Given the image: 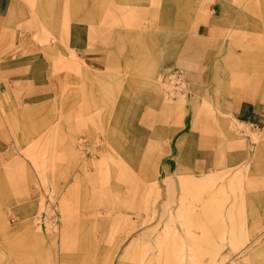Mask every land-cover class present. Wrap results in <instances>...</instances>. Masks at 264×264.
<instances>
[{"label": "rangeland", "instance_id": "obj_1", "mask_svg": "<svg viewBox=\"0 0 264 264\" xmlns=\"http://www.w3.org/2000/svg\"><path fill=\"white\" fill-rule=\"evenodd\" d=\"M221 1L2 3L0 264H264V0Z\"/></svg>", "mask_w": 264, "mask_h": 264}, {"label": "crops", "instance_id": "obj_2", "mask_svg": "<svg viewBox=\"0 0 264 264\" xmlns=\"http://www.w3.org/2000/svg\"><path fill=\"white\" fill-rule=\"evenodd\" d=\"M3 2H6V0H0V12L2 11L1 10V6L3 5L2 4ZM7 13H9V11ZM8 18H11V15H9ZM1 20H3V19L0 18V32L4 33V35L7 36L9 34V29H6V28H4L2 26V23H1L2 21ZM67 28H69V29H67V31L70 30L69 31L70 32L69 33L70 34L69 35L70 36L69 37V41H70L71 45H75V46H77L79 48H82V49H84L86 51L87 50H95V49L101 47V45H102V36H103L102 34H95V33H91V32L89 34L88 27L87 26H84V25H76V26H73V25L70 24V27L67 26ZM57 61H58V59L55 58V61L54 62H57ZM168 69H172V66L171 65L168 66ZM152 77L153 78L155 77V73H152L151 74V78ZM209 84H210L209 81H206L205 84H204V87H207L208 88L207 89V97H205V98H209V95L208 94L211 93V91H209V89H210V87H209L210 85ZM200 98L201 97H200V94L199 93H197L195 96H193L190 99V105H188V107L186 106V110H185L186 113L188 112V109L191 111L192 118L195 121L197 119H199L201 115H203L202 114L203 113L202 108L205 109V110L207 109L209 111L211 110L210 109V106H209V101L205 99L206 102H202V100ZM235 119L240 124L247 123L244 120L242 121V120H240L238 118H235ZM84 130L87 131L86 128H84ZM226 163H227V157H226V154H223L221 156V159L220 160H218L216 162L212 161L209 164H213V166L214 165H217V166L220 167L219 169H223V168L226 167ZM219 169H217V170H219ZM181 174H183L184 176L187 175V174H184V173H179L178 180L175 179V181H176V183L178 181L181 189H183V186H182V178H181L182 176H180ZM214 174H216L215 173V170L214 169H211L207 174H205V176L206 175H211L212 176ZM192 177L195 178L196 176H192ZM198 179H200V178H198ZM185 196H186V193H184V192L181 191L180 199L185 198Z\"/></svg>", "mask_w": 264, "mask_h": 264}, {"label": "bare ground", "instance_id": "obj_3", "mask_svg": "<svg viewBox=\"0 0 264 264\" xmlns=\"http://www.w3.org/2000/svg\"><path fill=\"white\" fill-rule=\"evenodd\" d=\"M115 1V0H114ZM209 1V0H208ZM221 1V0H220ZM204 2V1H203ZM222 2V1H221ZM214 3V2H213ZM226 3V2H225ZM242 3H243V1H242ZM258 3H260V2H258ZM221 4V3H220ZM136 6V5H135ZM241 6V5H240ZM229 7V6H228ZM251 7V6H250ZM253 7V6H252ZM222 9H223V7H222ZM221 9V10H222ZM155 10V9H154ZM150 11V10H149ZM201 11V10H200ZM154 12V11H153ZM152 12V13H153ZM157 12V11H156ZM135 13V12H134ZM151 13V12H150ZM200 13V12H199ZM199 13H198V17H199ZM133 14V13H132ZM206 14H207V12H206ZM204 15V14H203ZM224 15V14H223ZM105 17V16H104ZM130 17H132V16H130ZM129 17V18H130ZM105 18H107V17H105ZM104 18V19H105ZM127 19H128V17H127ZM198 19H200V18H198ZM70 20V19H69ZM107 20V19H106ZM105 20V21H106ZM109 20V19H108ZM130 20V19H129ZM146 20V19H145ZM154 20V19H153ZM200 20H202V19H200ZM204 20V19H203ZM206 20V19H205ZM57 21V20H56ZM102 21V20H101ZM110 21V20H109ZM221 21V20H220ZM69 23V22H68ZM133 23V22H132ZM155 23V22H154ZM197 23H199V22H197ZM215 25V24H214ZM222 26V25H221ZM70 27V26H69ZM66 29H67V26H66ZM211 30H213V29H211ZM66 31V33H67V30H65ZM70 31V30H69ZM89 32V31H88ZM208 33V32H207ZM154 35V34H153ZM89 36V35H88ZM158 36V35H157ZM187 36V35H186ZM193 36V35H192ZM185 37V36H184ZM98 38V37H97ZM183 38V37H182ZM213 38V37H212ZM217 39V38H216ZM149 40V39H148ZM218 40V39H217ZM182 41V40H181ZM180 42V41H179ZM209 42V41H208ZM177 43V42H176ZM214 43V42H213ZM56 46V45H55ZM151 46V45H150ZM156 46V45H155ZM58 47V46H57ZM148 48V47H147ZM157 48H159V47H157ZM162 48V47H161ZM165 48V47H164ZM214 48V47H213ZM52 48H50V50H51ZM54 49V48H53ZM63 49V48H62ZM61 49V50H62ZM57 50V49H56ZM48 51V50H47ZM66 51V50H65ZM195 51V50H194ZM209 51V50H208ZM154 52V51H153ZM211 53V52H210ZM54 54V53H53ZM167 54V53H166ZM62 55V54H61ZM168 56V55H167ZM169 58V57H168ZM195 61V60H194ZM197 62V61H196ZM60 65H62V63L61 62H59V61H57V62H55V64H54V66L55 67H59ZM52 76V75H51ZM59 76V75H58ZM51 78V77H50ZM61 78H62V74H61ZM58 79V78H57ZM63 81V80H62ZM54 82V81H53ZM63 83V82H62ZM158 82L157 81H155V80H151V84H152V86L153 87H155V88H158V87H156V84H157ZM70 84V83H69ZM68 85V84H67ZM145 87V86H144ZM70 87H68V88H65V89H69ZM147 89H149V88H147ZM68 91V90H67ZM149 91V90H148ZM69 92V91H68ZM169 92V91H168ZM155 94V93H154ZM169 98V97H168ZM54 106V105H53ZM53 108V107H52ZM39 109V108H38ZM40 111V110H39ZM50 112V111H49ZM60 117V116H59ZM63 119V118H62ZM61 120V119H60ZM9 174V173H8ZM11 175V174H10ZM8 177V176H7ZM11 177H12V175H11ZM12 179V178H11ZM8 180H10V179H8ZM13 181V180H12ZM11 184V183H10ZM14 193V192H13ZM15 197V196H14ZM183 221H184V223L185 222H187V220H185V219H182ZM185 225H187V224H185ZM223 225H225L224 224V222H223ZM260 225V224H259ZM189 227V226H188ZM256 227H258V226H256ZM224 228V227H223ZM168 234V232L166 233V235ZM32 236H33V234H32ZM34 237V236H33ZM221 238H225V233L223 232L222 234H221V236H220ZM37 244V243H36ZM184 245H185V242L181 239V237H180V235H178V237L176 238L175 236H174V239H173V242H172V244H171V247H172V250H171V252L173 251V252H180V256H182V257H179L180 258V260L181 259H183V257H184V251H183V247H184ZM33 248V247H32ZM32 250V249H31ZM40 251V250H39ZM30 252V251H29ZM190 252H192L190 255H189V257H190V259H192V262H194V263H196L195 262V258H196V252H195V250L193 249V250H190ZM34 253V252H33ZM30 254V253H29ZM32 254V253H31ZM46 255V254H45ZM193 255L195 256V257H193ZM26 256H28V255H26ZM25 256V257H26ZM40 259V258H39ZM41 260V259H40ZM216 258L215 257H213L212 256V264H215L216 263Z\"/></svg>", "mask_w": 264, "mask_h": 264}]
</instances>
